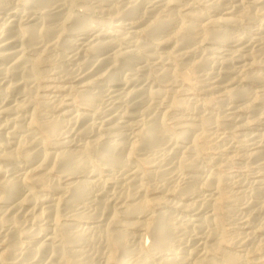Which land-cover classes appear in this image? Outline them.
Here are the masks:
<instances>
[{"label": "bare ground", "instance_id": "bare-ground-1", "mask_svg": "<svg viewBox=\"0 0 264 264\" xmlns=\"http://www.w3.org/2000/svg\"><path fill=\"white\" fill-rule=\"evenodd\" d=\"M245 1L83 0L80 7L78 0H0V13L9 15L0 18V264H258L251 262L255 255L264 264V221L253 224L264 214V179L256 181L250 200L242 204L250 213L240 225L245 232L236 239L231 238L235 233L227 236L225 227V218H236L241 211L230 207L231 199L236 201L224 183L228 174L200 171L201 153L214 139L206 131L219 113L200 114L196 105L197 118L180 115L173 133L166 115L156 112L164 104L188 109L197 101L174 96L180 92L175 76L185 63H166L162 48L170 59L187 60L204 42L220 45L216 55L190 62L192 71L183 73L182 80L190 82L196 72L210 67L211 79L204 87L229 98V124L251 130L244 134L250 149L245 158L263 170L264 107L257 106L264 105V21L256 37L234 29L245 22L261 23L264 0H248L247 7ZM197 3L205 9L197 11ZM211 12L221 16L212 18ZM83 14L111 17L113 23L94 24ZM140 35L145 40L137 39ZM58 45L60 54L46 55ZM71 61L80 62L78 70L67 68ZM45 64H56L55 78L65 75L75 84L57 90L83 89L77 96L83 107L97 111L99 102L109 100L100 122L70 109L75 93L73 99L69 93L68 98L37 97V82L50 73ZM151 81L166 87L149 85ZM56 102L65 110L61 119L46 115ZM67 124L85 140L74 141L67 133L64 146L50 151L47 146ZM101 171L109 174L107 180ZM54 174L67 179L64 186L54 181ZM150 190L161 195L150 197ZM169 195L181 202L168 201ZM80 205L92 209L79 210ZM25 211L35 215L40 230L21 229ZM142 233L151 238L149 249ZM257 234L263 236L258 239ZM235 243L242 252L228 249Z\"/></svg>", "mask_w": 264, "mask_h": 264}, {"label": "rangeland", "instance_id": "rangeland-1", "mask_svg": "<svg viewBox=\"0 0 264 264\" xmlns=\"http://www.w3.org/2000/svg\"><path fill=\"white\" fill-rule=\"evenodd\" d=\"M80 2V3H79ZM83 0H78V2H77V4H82L83 5ZM189 2L190 3H194L195 2V0H189ZM246 3V4H245ZM79 5L78 6H76V8H75V10H76V12L77 11H79V10H81V8L79 9L78 7H79ZM82 5H80V7L82 6ZM244 5H245V7H247V5H249V1L247 0V1H245L244 2ZM196 7H195V9L197 10V11H200V10H204L205 9V6L204 5H201V4H199V3H197L196 5H195ZM199 6V7H198ZM198 7V8H197ZM78 13V12H77ZM212 14V16L209 14V16H211L212 18L214 17H219V16H221V13H219V12H211ZM5 15V16H4ZM92 15V16H91ZM91 15H85V14H83V16H86V18L87 19H91L92 21H94L95 23L94 24H99V23H101V24H105V25H109V24H111V22L112 21H110V20H112L111 19V17H106V16H102V15H99V14H91ZM5 19H7L8 17H9V15H8V12L7 13H0V18L1 19H3L4 20V18ZM94 19V20H93ZM110 19V20H109ZM262 21H261V20ZM259 19V21H261V23L259 22V23H253V24H250V25H252V27L248 24V23H243L242 25L243 26H239V28L238 27H236L235 29H234V31H236V32H240V34H242L243 32V34H245L246 36H248V37H251V36H254V37H256V34H257V32L259 31V30H257V29H260L261 28V26H259V24L260 25H262L263 24V21H264V19H263V17H261ZM113 23V22H112ZM256 24V25H255ZM254 25V26H253ZM245 26V27H244ZM257 26V27H256ZM256 27V28H255ZM249 28H251V29H249ZM237 29V30H236ZM257 30V31H256ZM131 32H132V30H131ZM253 35H252V34ZM248 34V35H247ZM64 38L65 39H70V37L68 38V35L66 36H64ZM137 39H140V40H145V36L144 35H140V36H138L137 37ZM203 46V47H202ZM218 46H220V45H216V44H211V43H209V42H204V45H203V43L200 45V52L198 51L194 56H197L196 58L193 56L192 58H188L187 60L185 59H179V60H177V58H175V57H171V59L168 57V56H166L167 55V49L166 48H162V50H163V53H162V50H161V53H162V56H164V54H165V58L167 57V62L166 63H174V62H177L178 61V63L180 64L181 63V65L180 66H182V63L184 62L185 64H184V67H183V69H179L178 71H177V73H176V76H175V78L178 80H176L177 82H176V85L177 84H180V85H177L178 86V90H180V92H178V93H175L174 94V96L176 97V98H178L179 100H185V99H187V98H185V97H191V98H195L194 100H197L196 101V103H199V104H196V103H191L190 104V106L192 107H190L189 105H188V109H187V107H185V108H181V107H178V106H171L170 104H164V105H162V106H160L161 107V109L160 108H158L157 110H156V112L157 113H159V114H165L166 115V118H165V121H166V126H167V128H168V131L169 132H176V130H177V124H178V122H179V120H177V119H179V118H181L182 116H184V117H182V119L183 118H188V119H193L194 117H196L197 118V115L200 113V114H203V115H208L209 116V114L211 115V113L213 114V112L214 113H216V115H218V113H219V115H218V117H216V115L214 114V117H216L217 119V123H214V127L213 126H211L210 127V131H208L209 130V128L207 129V133L209 132V134L211 133V132H213V133H211L212 135H211V137H212V139L213 140H211V144H209L208 145V148L209 149H206V150H204V152L203 153H201V159H200V166H201V168H200V171L202 170V171H204V172H214V173H216V174H219V175H221L222 176V174H228L226 177L223 175V177L225 178V180H224V183H225V181H226V183H225V186L227 187V190H228V193H229V195H230V199L233 197V199H235L234 201H236V202H233V200L231 199V201H232V203H233V205H232V203H230V207L233 209V208H236V210H235V212L237 211V210H241V211H237L235 214H234V216H237V215H239V216H237L236 218L235 217H233V215H230V216H232V217H226L225 219H226V221H225V227H226V234H227V236H229V237H231V236H234V233H235V237H231V238H236V239H239V237H240V235H241V237H242V234L241 233H243V232H245V230L244 229H242V227H243V225H241V222H243L242 220H244V218L245 217H247L248 216V214L250 213V212H248L249 210H246V209H244L243 210V206H242V204H243V202L245 203V201H247V200H250V197H251V194L253 193V191L255 190L254 188L256 187V185H255V183H256V181L258 180V179H264V168H263V170L262 169H258V168H256V165H257V163L256 162H249V160H247L246 158H245V155L249 152V151H247V150H250L249 149V147H248V145H247V142H246V138H244V136L246 137V135H244V134H247V133H249V131H251V130H246V129H237V128H235V126L230 122V124H229V121H228V115H229V110H228V105L230 104V106H231V103L229 102V100H227V99H229V98H227V96H226V94L225 93H223L222 91L220 92V91H217V93L216 92H212V91H208V87H204V86H208V83H209V79H211V76L208 74V71H209V68L210 67H208V71H206V69H202L201 71H199V72H196V75H193V77H192V80L190 81V82H185V81H183L182 80V75H183V73H190L191 71H192V68L188 65L190 62H192V61H197V60H199L200 58H203V57H207L208 55L209 56H214V55H216L215 54V49L216 48H218ZM213 47H215V48H213ZM221 47V46H220ZM232 47V46H231ZM230 46H226V47H224V49L226 50V48L231 52V51H233L234 50V47H232L231 48ZM203 49V50H202ZM213 49H214V51H213ZM54 50V51H53ZM166 52H165V51ZM227 50V51H228ZM51 51V52H50ZM53 51V52H52ZM62 52V50H61V47H59V45L56 47H54V49L52 48V50L51 49H49L48 51H46V55H51V56H54L53 55V53L54 54H56L55 56H57V54H60ZM211 52V53H210ZM50 53V54H49ZM52 53V54H51ZM202 55V57H201V55ZM203 53V54H202ZM214 53V54H213ZM205 55V56H204ZM54 56V57H55ZM198 56H199V58H198ZM208 56V57H209ZM198 58V59H197ZM191 59V60H190ZM194 59V60H193ZM171 60V61H170ZM78 61H71V62H69L68 64H66L67 65V68L68 69H70V67H71V70H73V71H76V70H78L79 69V64L78 63H80V62H78ZM58 64V63H57ZM69 65V66H68ZM185 65L186 66H189V67H186L185 68ZM56 64H45L44 66H43V69L45 68V70L46 71H48V73H49V71H50V73L49 74H47L46 76H44V77H42L38 82H37V89L39 90H37V92H36V94H37V97L38 98H40V99H42L43 97H45V95L46 96H49V95H51V96H54L55 94L57 95V96H60V97H63V95H65L64 97H67L66 95H68V93H69V97L71 98V99H73L74 98V96L76 95V97L78 96V91L79 90H83V89H80V88H78V87H74V88H72V90L71 89H65V90H63V91H59V90H57L58 88L57 87H60L59 85H61V86H64V85H66V87H67V85L68 86H71V85H73L72 83H70V82H67V80H65V78H63V77H67V76H65V75H62V77H61V75L59 76V78H55V77H57V76H55L54 75V68H56ZM160 68L162 67L161 65H158ZM54 67V68H53ZM158 67V68H159ZM182 67H180V68H182ZM48 69H50V70H48ZM51 69H53V70H51ZM255 69L256 70H263L262 69V67H258V66H256L255 67ZM51 71H53V73L51 72ZM56 71V70H55ZM124 71V70H123ZM205 72H207V73H205ZM199 73H201V75L199 74ZM202 73H204V74H206V76H204V74L202 75ZM207 74H208V76H207ZM201 77H200V76ZM50 76V77H49ZM121 75H119V77H120ZM52 77H53V79H52ZM61 77V78H60ZM47 78H49V79H47ZM54 78H55V80H54ZM62 78H63V80H62ZM198 78L200 79V80H198ZM50 80V81H47V80ZM52 79V80H51ZM57 79L59 80V81H57ZM195 79V80H194ZM204 79V80H203ZM65 80V81H64ZM182 81V83H181V81ZM203 80V81H202ZM207 80V81H206ZM198 81V82H197ZM72 82V81H71ZM152 82V83H151ZM151 82H149V85H157L159 88H162V89H164L165 87H166V85H161V84H157V83H153V81H151ZM202 82H204V83H202ZM207 82V83H206ZM55 84V85H54ZM70 84V85H69ZM201 84H203L202 86H201ZM205 84V85H204ZM183 85V86H182ZM200 87H199V86ZM73 86H75V84L73 85ZM182 86V87H181ZM250 85H246V87H249ZM57 89H56V88ZM195 87H198V89L197 88H195ZM250 87H252V86H250ZM41 90H40V89ZM45 88V89H44ZM77 88V89H76ZM199 88H201V89H199ZM206 88V89H205ZM52 89V90H51ZM53 89H54V91H53ZM56 89V90H55ZM74 89V90H73ZM77 91H76V90ZM85 89V88H84ZM183 89V90H182ZM254 89H258V88H254ZM44 90V91H43ZM70 92H69V91ZM90 90H92V91H99L98 89H95L94 88V90L92 89V88H90ZM186 90V91H185ZM57 91H59V92H57ZM67 91V92H66ZM52 92V93H51ZM65 92V93H64ZM77 92V93H76ZM220 92V93H219ZM74 93H75V95H74ZM43 94V95H42ZM49 94V95H48ZM210 94V95H209ZM211 94L213 95V96H211ZM41 95V96H40ZM55 95V96H56ZM62 95V96H61ZM72 95V96H71ZM187 95V96H186ZM209 95V97H207ZM203 96H205V98L203 97ZM74 98V99H76V101H75V103L77 104H74V106H72V107H70V109H73V110H76V109H78L79 111H80V113H85L86 115H89V116H91L92 118V121H95V122H100L101 120H102V117H104V115L107 113L106 111V109L107 108H109L108 106V104L106 103V102H108L109 103V100L108 101H106V100H102L101 102H99L98 103V107H100L101 106V108L99 109L98 108V110L96 111L95 110V108H85V107H83L82 105H81V103L84 105L85 103L84 102H82L81 101V103H80V99H78V97L77 98ZM198 97V98H197ZM68 98V97H67ZM197 98V99H196ZM202 98V99H201ZM222 98V99H221ZM226 98V99H225ZM201 99V100H200ZM203 99H204V102H203ZM218 99H221V100H218ZM225 100V101H224ZM202 101V102H201ZM221 101V102H220ZM224 101V102H223ZM79 103H80V105L82 106H80L79 105ZM200 103H202L204 106H202V104H201V106H200ZM214 103V104H213ZM218 103V104H217ZM221 105H220V104ZM229 103V104H228ZM58 105L59 104V106L56 108H54V106H56V105ZM103 104V105H102ZM110 104V103H109ZM226 104H228V105H226ZM79 105V106H78ZM196 105H199V107L196 109ZM54 106L51 108V109H49L46 113V115H50L51 116V118L54 116V114H55V116L53 117V118H55V119H58V118H60L61 119V116L60 115H62V114H60L61 112L63 113V111H65V110H63L62 109V107H61V105H60V103L58 102H56V103H54ZM85 106V105H84ZM102 106H103V108L104 107H107V108H105L104 110H103V108H102ZM193 106H195L194 108H193ZM227 106V107H226ZM201 107V108H200ZM259 109H261V108H263L264 107V105H258L257 106ZM61 108V109H60ZM52 109H54V110H52ZM96 109H97V107H96ZM185 109V110H184ZM194 109H196V110H202V111H200L199 113L196 111V110H193ZM225 109H227V111H225ZM77 110V111H78ZM86 110V111H85ZM92 112H91V111ZM102 110V111H101ZM106 110V111H105ZM188 110V111H187ZM190 110V111H189ZM52 111V112H51ZM55 111V112H54ZM77 111H75V112H77ZM78 111V112H79ZM94 111L96 112V114L94 113ZM101 111V112H100ZM162 111V112H161ZM167 111V112H166ZM196 111V112H195ZM89 112V113H88ZM99 112V113H98ZM203 112V113H202ZM102 113V114H101ZM198 113V114H197ZM205 113V114H204ZM60 114V115H59ZM101 114V115H100ZM104 114V115H103ZM250 114V113H249ZM248 114V115H249ZM48 115V116H49ZM57 115H59V117L57 116ZM179 115V116H178ZM180 115H181V117H180ZM243 115H245V116H247V114H245V113H243ZM188 116V117H187ZM213 116V115H212ZM249 116H252V113H251V115H249ZM174 117H176V118H174ZM185 118V119H186ZM195 118V119H196ZM227 118V119H226ZM63 119V118H62ZM94 119V120H93ZM174 119V120H173ZM63 120H65V119H63ZM98 120V121H97ZM176 120H177V122H176ZM227 120V121H226ZM225 123H226V125H225ZM228 123V124H227ZM66 126H68L67 127V129H62V132H61V134H62V136L59 138H57L58 140H56L54 143L52 142H50L49 143V145L47 146L49 149H50V151L51 150H53V149H55V148H58V147H62V146H64V141H66V137H68L69 135L70 136H73V138L75 137V139H73L74 141H78V140H80V141H84L85 139L83 138L82 139V137L80 138V137H78V136H76L75 134H74V131H72L73 129H74V127H72V126H70V125H65L64 127L66 128ZM70 126V127H69ZM227 126V127H226ZM223 127V128H222ZM73 128V129H72ZM70 129H72L71 130V132H70ZM64 130V131H63ZM75 130V129H74ZM69 132L71 133V134H69ZM67 133H68V135H67ZM215 133V134H214ZM67 136H66V135ZM217 134V135H216ZM219 135V136H218ZM66 136V137H65ZM221 137V139L222 140H220V138L218 139V137ZM63 138H65V139H63ZM225 138V141H223V139ZM244 140H243V139ZM217 139V143L215 142H213L214 140H216ZM241 140H243L242 142H241ZM219 141V142H218ZM224 143H223V142ZM58 142H60V144L58 143ZM241 142V143H240ZM58 143V144H57ZM244 143V144H243ZM246 143V144H245ZM241 144H243V146L244 145H246V149L244 148H242V145ZM55 145V146H54ZM60 145V146H59ZM213 145V146H212ZM216 145V146H215ZM227 146L226 148L224 147V146ZM240 145V146H239ZM54 146V147H53ZM223 146V147H222ZM223 149H222V148ZM245 147V146H244ZM248 147V148H247ZM230 148H231V150L232 151H234L235 152V156H234V152H230L231 150H230ZM243 149V151L241 150V149ZM221 151H220V150ZM228 150V151H227ZM219 151H220V153H219ZM245 151V152H244ZM247 151V152H246ZM223 152V153H222ZM227 154H226V153ZM242 152V153H241ZM244 152V153H243ZM225 153V154H224ZM229 153H231V154H229ZM239 153V154H238ZM233 154V155H232ZM242 154V155H241ZM238 155V156H237ZM239 155H240V159L238 158L239 157ZM215 156H219L218 158L216 157V158H213V157H215ZM225 156V157H224ZM227 156L228 157H230V158H227ZM244 156V157H243ZM223 157H224V159H223ZM234 157V158H233ZM243 157V158H242ZM208 158H211V159H213L214 160V162L216 161V160H219L220 158L222 159V160H225V161H222L221 159L219 160V162H220V164L218 165L217 164V162H216V164L213 162V160H211V159H208ZM216 159V160H215ZM237 159V160H236ZM239 159V160H238ZM244 159V160H243ZM245 159L247 160V162L245 161ZM213 162V163H211V161ZM134 161H136V159L134 160ZM209 161V162H208ZM250 163H251V167L253 168V169H251V167L249 166L250 165ZM214 164V165H213ZM245 165H247V166H245ZM247 167V168H246ZM255 168V169H254ZM210 169V170H209ZM249 169V170H248ZM147 170H149V169H147ZM103 172H104V174H103ZM221 173V174H220ZM185 174H187V172H185V173H183L182 174V176H184ZM53 176V177H52ZM51 177L52 178H54V181L56 182H58V184H60V186L62 187V186H64V184H65V182L67 181V179L66 178H62V177H58L57 176V174H54V175H52ZM229 176H231V177H229ZM101 177H102V179H105V180H107L108 178L107 177H109V174L108 173H106V171H101ZM228 177L229 178H231V179H228ZM55 179H58V180H55ZM61 179H63V180H61ZM231 180V181H228V180ZM64 180H66V181H64ZM56 182V183H57ZM145 182H149V181H145ZM240 182H242V183H240ZM227 183H228V185H227ZM239 183V184H238ZM255 186V187H254ZM240 187V188H239ZM254 187V188H253ZM241 189V190H240ZM238 190V191H237ZM240 190V191H239ZM152 191H154V190H150L149 191V193L151 192V194L149 195L150 197H155V196H159V195H161V194H154V192H152ZM238 192V193H237ZM51 195V194H50ZM54 197H58V195H53ZM65 196H66V194H65ZM168 201H170V202H172L173 201V203L174 202H181V200H180V198H177L176 196L173 198V195H169L167 198H166ZM175 199V200H174ZM179 199V200H178ZM239 203V204H238ZM232 205V206H231ZM81 207H77V209H79V210H85L86 212H88V211H90L91 209H92V207H91V209H90V205L89 206H87V208H89V209H87L86 207H84L83 205H80ZM234 206V207H233ZM239 206V207H238ZM241 206V207H240ZM161 207H154L153 209H154V211H157V209H159V210H166V209H169V208H161ZM237 208H239V209H237ZM242 208V209H241ZM1 209V208H0ZM4 209V208H3ZM88 211H87V210ZM2 210V209H1ZM247 211V212H246ZM67 213H69L68 211H66ZM182 212V211H181ZM180 211H176L175 213L177 214V215H180V216H183V215H186V214H183V213H181ZM242 213V214H241ZM248 213V214H247ZM24 214V217L22 218V225H21V229L22 230H30V231H32V230H34L35 228H36V230H40L41 228H40V225H38L37 223H34L35 221H34V217H35V215L33 216V218H31L32 217V215L30 216L29 214H28V216H27V212L25 211V213H23ZM244 214V215H243ZM245 214H247V215H245ZM25 215H26V217H25ZM242 215V216H241ZM235 220H234V219ZM31 219V220H30ZM228 219H232L233 220V222H232V220H231V225L230 226H228L229 224H227V223H229V221L230 220H228ZM61 221L64 223V222H67V220H66V218H62L61 219ZM228 221V222H227ZM235 221V222H234ZM253 221H255V222H253V224L254 225H259L261 222H263L264 221V214L263 215H261V216H257V217H255L254 218V220ZM227 222V223H226ZM238 223V224H237ZM24 225V226H23ZM242 227H241V226ZM23 226V227H22ZM241 228V229H239V227ZM236 227H237V230H236ZM239 229V230H238ZM236 230V231H235ZM229 231H231V232H229ZM238 231V232H237ZM232 232H233V234H232ZM239 232H240V234H239ZM231 233V234H230ZM262 233H264V231L262 232ZM237 234H239L238 236H237ZM142 235L144 236V238H143V245H144V247L146 248V249H149L150 248V246H151V238H150V236L148 235V234H146V233H142ZM231 235V236H230ZM146 236V237H145ZM263 235H261V234H257L255 237H257L258 239H259V237L261 238ZM147 237H148V239H147ZM238 237V238H237ZM257 238L255 239V240H257ZM23 241H26V239L24 240V238H23ZM150 242V244H148L149 242ZM238 244V243H237ZM236 243H235V246L234 245H231V247L230 248H228V249H230V250H232V251H239V252H242L243 251V248H240V246L239 245H237ZM148 245V246H147ZM238 247H237V246ZM234 246V248H232ZM236 247H237V249H236ZM42 260L41 261H44L45 260V257H43V258H41ZM251 262H257L258 264H263V263H261L260 261H258V258H257V256L255 255V256H252L251 257ZM260 262V263H259ZM27 264H29V263H27Z\"/></svg>", "mask_w": 264, "mask_h": 264}]
</instances>
